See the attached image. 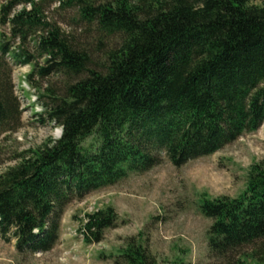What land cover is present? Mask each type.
<instances>
[{
    "label": "trees",
    "instance_id": "1",
    "mask_svg": "<svg viewBox=\"0 0 264 264\" xmlns=\"http://www.w3.org/2000/svg\"><path fill=\"white\" fill-rule=\"evenodd\" d=\"M52 1L77 8L80 21L104 37L119 35L121 45L103 70L92 69L87 53L46 22L43 0H0V25L9 30L0 54L32 64L29 81L58 74L66 80L62 95L48 88L40 97L46 100L40 121L59 127L60 138L26 151L0 174V237L12 239L20 255L54 248L73 200L149 171L162 154L174 167L214 154L264 123V6L251 0ZM11 40L17 48L9 54ZM36 59L46 65L37 69ZM19 119L12 89L0 80V133ZM198 209L211 220L208 260L264 264L254 256L264 242V160L249 166L238 197L201 196ZM117 220L111 206L84 215L83 244L100 243ZM112 258L113 264H159L136 238Z\"/></svg>",
    "mask_w": 264,
    "mask_h": 264
},
{
    "label": "rangeland",
    "instance_id": "2",
    "mask_svg": "<svg viewBox=\"0 0 264 264\" xmlns=\"http://www.w3.org/2000/svg\"><path fill=\"white\" fill-rule=\"evenodd\" d=\"M37 1V0H36ZM39 1V0H38ZM104 5L113 0H89ZM249 5L264 6V0H251ZM46 22L62 32L89 56V67L98 71L107 65V55L121 45V37H104L95 27L80 21L77 8H66L52 0L42 3ZM22 6L15 8L18 12ZM28 9V7H27ZM0 41H9L8 26L0 25ZM12 49L17 42L10 41ZM34 51L31 42L26 45ZM36 68L43 59H36ZM32 64L21 65L11 55L0 54V80L12 89L19 104L20 119L16 126L0 133V174L20 161V155L41 147L47 140L58 139L59 127L45 119L41 103L45 89L63 94L66 80L62 75L27 80ZM161 162L145 173H130L115 185L88 193L73 200L65 208L59 238L48 252L20 255L14 241L0 237V264H113L129 238L142 242L159 264H213L208 260L207 230L211 220L201 215V196L213 199L220 196L238 197L245 188L246 172L250 165L264 160V123L255 132L246 133L209 156L174 167L162 154ZM113 207L117 226L107 229L100 243L84 245L79 234L84 215L98 209ZM255 247L254 255L264 260V242ZM253 248L245 249L251 254Z\"/></svg>",
    "mask_w": 264,
    "mask_h": 264
},
{
    "label": "water",
    "instance_id": "3",
    "mask_svg": "<svg viewBox=\"0 0 264 264\" xmlns=\"http://www.w3.org/2000/svg\"><path fill=\"white\" fill-rule=\"evenodd\" d=\"M60 135H61V131H59V135H58V138L60 137Z\"/></svg>",
    "mask_w": 264,
    "mask_h": 264
}]
</instances>
